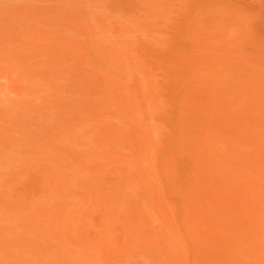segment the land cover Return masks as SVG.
Returning a JSON list of instances; mask_svg holds the SVG:
<instances>
[{
    "label": "bare ground",
    "instance_id": "6f19581e",
    "mask_svg": "<svg viewBox=\"0 0 264 264\" xmlns=\"http://www.w3.org/2000/svg\"><path fill=\"white\" fill-rule=\"evenodd\" d=\"M61 1L25 7L30 24L21 5L0 12V37L35 38L38 23L52 34L38 52L0 46V146L32 154L19 173L20 156L0 150V264H113L145 245L136 264H264V13L244 0H140L125 22L96 13L106 28ZM111 27L132 56L100 41ZM19 66L21 82L7 70ZM30 179L40 188L13 198Z\"/></svg>",
    "mask_w": 264,
    "mask_h": 264
},
{
    "label": "rangeland",
    "instance_id": "374dc122",
    "mask_svg": "<svg viewBox=\"0 0 264 264\" xmlns=\"http://www.w3.org/2000/svg\"><path fill=\"white\" fill-rule=\"evenodd\" d=\"M78 1L79 0H71V5L73 6L72 7V9H74V12H75V15H77V16H79V11L77 12V9L79 10V8H81L82 10H86V11H91V15H92V11H94L95 12V16L97 15L96 13H98L99 11L100 12H107V13H111L110 15H112L113 14V12H116V13H119L120 14V19H121V21L122 20H124V22H125V19H123V17L124 18H128V14H130L129 12L130 11H132V5H133V7L135 8L136 6H137V4L139 5V1L140 0H125V1H123L126 5H124V3L122 2V0H120V2L122 3V6H119V7H122V9H116V11H109L108 10V8H107V4L109 5V3H110V1L111 2H117L118 0H102V1H99V0H91V2H88V1H90V0H85V1H87V3H78ZM248 2V4H249V7H251V6H254V7H251V8H249V7H247V8H249L250 10L252 9V8H255V9H252V11L253 12H258V14L260 13H264V11H262V10H264V0H256V1H252V3H250V0H244V4L245 3H247ZM258 2H260L261 4H262V6H261V4L260 3H258L259 4V6H261V7H258L257 5V3ZM114 3V4H115ZM112 4V3H111ZM114 4H112V5H110V7H112V6H114ZM255 4V5H254ZM16 5H21V7L23 8V11H24V9H25V7H36V8H40V6H46V5H49V6H51V5H60V6H64V3H63V1H61V0H58L57 2L56 1H51V0H45V1H43V0H0V12L2 13V14H5L4 13V10L5 9H12V7H14V6H16ZM246 6H248L247 4H245ZM24 6V7H23ZM257 6V7H256ZM124 7V8H123ZM107 8V9H106ZM130 8V9H129ZM29 9V8H28ZM28 9H26V11L28 10ZM260 9V11H257V10H259ZM262 9V10H261ZM25 12V11H24ZM73 12V13H74ZM131 13H133V12H131ZM24 14H27V17H24V19L26 20V19H28L29 17H28V11L27 12H25ZM90 14V13H89ZM29 15H30V12H29ZM94 15V14H93ZM113 15H117V14H113ZM131 15V14H130ZM49 16V15H48ZM90 16V15H89ZM94 16V17H95ZM262 16H264V15H262ZM18 17V16H17ZM101 16H99V15H97V18H98V21H96L97 23H99V24H101L103 27H106V28H108V23L107 22H105L104 20H102L101 18H100ZM117 17H118V15H117ZM130 17V16H129ZM18 18H21V17H18ZM23 18V17H22ZM96 18V17H95ZM133 18V17H132ZM131 18V19H132ZM9 19V21L11 22V23H14V25L15 24H17L16 22H14L15 21V19H16V16L15 15H13V16H11L10 18H8ZM90 19V18H89ZM91 19H92V21H93V17H91ZM118 19V18H117ZM19 20V19H18ZM21 20V19H20ZM31 20H32V18H31ZM31 20H26V21H28L29 23L28 24H30V21ZM26 21H25V23H26ZM176 21V20H175ZM171 22V21H170ZM24 23V24H25ZM32 23V22H31ZM175 23V22H174ZM174 23H173V25H170L169 27L168 26H163V28H161V30H163V31H165V32H163V35L165 34V35H167V38H169L168 36H170L171 35V31L174 29V27H175V25H174ZM19 24V23H18ZM34 24V23H33ZM37 24V23H36ZM39 24V23H38ZM37 24V26L36 27H38L40 30H41V33H40V35H37L35 38H34V36L35 35H33L32 36V34L29 32L30 31V29H29V31L27 30V32H29L28 34L30 35V36H28V37H26V38H23V36L21 37H18V38H13V37H11L12 39H6V38H4V37H0V46H4V44L6 45V42H8V41H11V43H17V45L19 46V44H21L22 45V47H21V49H24L25 50V47H26V45L27 46H29V47H27L26 49H32L31 51H33V52H38L39 51V49L40 48H38V51H37V49L35 50V48H37V44H38V42L39 43H41V44H43L40 40H42V39H44L45 38V40L47 39V37L51 34L50 33V29H48L47 27H46V25L44 26V25H42V24H40V25H38ZM20 25H23V23L21 24L20 23ZM17 26V25H16ZM19 26V25H18ZM25 26H27V24L25 25ZM166 28V30L168 31V32H166V30H164L165 28ZM171 27H173V28H171ZM48 30H49V34H48ZM70 29H65V30H63V32H62V36H71V37H68L67 36V38H70V40H74L75 38H79V40H80V38H82V37H73L72 36V34H73V31L74 30H70ZM72 31V32H71ZM25 32H26V30H25ZM33 32V31H32ZM75 32V31H74ZM119 31L117 30V27H111V30H109V31H106V32H104V33H102V32H98V38L100 39V41L102 42L103 41V43H104V45L105 46H109V45H111V47L112 46H116V47H120L119 49H123V51H125V53L128 55V56H132L133 54H134V52H132V51H130V50H128L126 47H124V46H121V45H119L120 43H117L118 42V40L120 39L118 36H119ZM75 34V33H74ZM73 34V35H74ZM60 35H61V33H60ZM27 36V35H26ZM50 36H52V34L50 35ZM53 36H54V34H53ZM74 36H77V35H74ZM161 36V35H160ZM171 37H172V35H171ZM10 38V37H9ZM164 38H166V37H163V39ZM129 39V38H128ZM170 39V38H169ZM52 40V39H51ZM78 40V39H77ZM76 40V41H77ZM139 40H142L141 39V35L139 36ZM49 42V40H46V42ZM166 41V40H165ZM169 41V40H168ZM47 42V43H48ZM10 43V42H9ZM11 43H10V47L12 48V46L14 45H12L11 46ZM37 45V46H36ZM48 45H49V43H48ZM23 46H25V47H23ZM35 48H34V47ZM45 46H46V44H45ZM44 46V47H45ZM140 46H144L143 44H141V45H139V47ZM43 47V48H44ZM144 47H146V45L144 46ZM148 47V46H147ZM150 47V46H149ZM1 48V47H0ZM18 50H20V48L19 47H16ZM16 48H14V50H16L17 51V49ZM35 50V51H34ZM150 51V50H149ZM155 51V50H154ZM152 52V51H151ZM45 53H47V52H45ZM44 54V53H43ZM42 54V55H43ZM48 54V53H47ZM47 54H44L45 56L47 55ZM41 55V54H40ZM38 56V57H34V58H40L41 59V62H42V59H46V57L43 55V56ZM48 56V55H47ZM33 58V59H34ZM150 58V57H149ZM156 58V57H155ZM155 58H153V59H151V61L152 60H154ZM35 59V60H36ZM49 59V58H48ZM47 59V60H48ZM148 59V58H147ZM37 60H39V59H37ZM36 60V61H37ZM44 61H46V60H44ZM151 61L149 60L148 62H147V64L149 65H153L152 63H151ZM15 64V63H14ZM53 64H56V63H53ZM4 65V62H1L0 61V66H3ZM52 66H54V65H52ZM54 67H56V69H57V66H54ZM54 67H52V68H54ZM29 68V67H28ZM50 69V70H52L53 72L55 71H57L55 68L54 69ZM38 69L40 70V69H42V67H38ZM47 69V68H46ZM7 70L8 71H10V74L9 75H13L12 73H15L16 75H18L19 77H18V81L20 80V82H21V80H23L22 78H29L30 76L28 75V76H26L27 74H26V70H28L29 71V73H30V68L29 69H27L26 67L24 68V66L22 67V66H19V67H16V69H14L13 68V70H9L8 68H7ZM37 70V69H36ZM38 70V71H39ZM48 70V69H47ZM155 70V69H154ZM157 71H158V69H157ZM51 72V71H50ZM154 72H156V71H154ZM153 72V73H154ZM157 73V72H156ZM14 74V75H15ZM26 74V75H25ZM156 75H158V74H156ZM13 77H16L17 78V76H13ZM21 77V79H19ZM29 80V79H28ZM33 80H34V78H33ZM62 80V79H61ZM17 81V82H18ZM32 81V79H30V81H28V83L29 82H31ZM62 82H63V80H62ZM32 83V82H31ZM33 83H34V81H33ZM32 83V84H33ZM60 83V82H59ZM30 84V83H29ZM36 84V83H35ZM56 84H58V83H56ZM55 84V85H56ZM31 85V84H30ZM38 85V84H37ZM59 85V84H58ZM63 85H64V83H62V85H59L60 86V88L61 87H63ZM39 86V85H38ZM57 86V85H56ZM64 87H65V85H64ZM63 87V88H64ZM58 88V87H57ZM62 91H64V90H62ZM59 92V91H58ZM66 92V91H65ZM46 93V92H45ZM44 92L42 93L43 94V96L46 98V99H43V100H41L43 97H41L40 95V97L41 98H39V97H37L38 99H40L41 100V102H43L44 100L45 101H49V98L50 97H47V96H45V95H48V94H45ZM60 93V92H59ZM58 93V94H59ZM67 93V92H66ZM66 93H64V94H66ZM41 94V95H42ZM45 94V95H44ZM32 95H34V94H32ZM63 95V94H62ZM72 96V94H70L69 93V96ZM61 96V95H60ZM64 96H67V95H64ZM69 96H67V97H69ZM26 97V96H25ZM34 97V98H33ZM35 95L34 96H31V95H28L27 96V99L26 100H28V101H32L33 99H35ZM178 97H181L182 98V95H179ZM33 98V99H32ZM36 98V99H37ZM12 100L14 99L13 97L11 98ZM10 99V100H11ZM16 99V98H15ZM14 99V100H15ZM18 99V98H17ZM37 99V100H38ZM19 101V100H18ZM11 102V101H10ZM15 102H17V101H15ZM12 104H13V102H11ZM20 103H21V101H20ZM30 103V102H29ZM43 104H44V102H43ZM17 105H18V103H17ZM30 105V104H29ZM29 105H27V106H29ZM45 105H46V103H45ZM47 105H48V103H47ZM20 106V105H19ZM18 106V107H19ZM26 106V107H27ZM30 106H32V104L30 105ZM29 106V108H31ZM0 107L1 108H4L5 110H7V108H8V110L10 109L9 107L10 106H8V105H1L0 104ZM17 107V108H18ZM24 107V106H23ZM25 107V108H26ZM16 108V107H15ZM16 108V110H18V111H20V109H17ZM29 108H27V109H29ZM27 109H24V110H21L22 112L24 111V112H26V111H29V110H27ZM52 109V108H51ZM50 109V111H52V112H54V108L51 110ZM15 110V109H14ZM35 110H36V108H35ZM56 111V110H55ZM39 112V111H38ZM43 112H45V111H43ZM51 112V113H52ZM21 113V112H20ZM23 114H25V113H23ZM31 114H33V113H31ZM36 114V113H35ZM56 114V113H55ZM34 115V114H33ZM42 115V114H41ZM40 115V116H41ZM53 115V114H52ZM57 115V114H56ZM30 116V115H29ZM40 116H38L39 118H40ZM44 116H47V115H44ZM43 116V117H44ZM66 116V115H65ZM67 116H69V114L67 115ZM28 117V116H27ZM25 119H26V117H25ZM44 120H45V118H43ZM43 119H41L40 118V121L41 122H43L42 120ZM49 120V119H48ZM48 120H47V122H48ZM51 120V119H50ZM108 120V119H107ZM109 120H111L110 118H109ZM113 120H118V119H112V121ZM28 121V120H27ZM29 121H30V119H29ZM153 121H155V120H153ZM152 120H151V122H153ZM46 122V123H47ZM51 122H52V120H51ZM50 122V123H51ZM44 123V122H43ZM51 124H53V123H51ZM159 125H160V123H159ZM28 130V129H27ZM21 131H22V129H21ZM24 132H25V130H24ZM28 132V131H27ZM26 132V133H27ZM14 133V135H17L16 134V132H13ZM25 138V137H24ZM23 138V139H24ZM33 139V138H32ZM34 140H32V142H33ZM44 141V140H43ZM46 141V140H45ZM38 143V142H37ZM46 144H47V142H46ZM17 146L16 144H13V146H12V148L10 147V152L9 151H7V149H5L4 148V150H6L8 153H9V156H11V154L13 155V153H15L17 150H19V149H22V148H20L19 147V149H17V148H15V147ZM21 146V145H20ZM45 146V145H44ZM24 147V146H23ZM2 148V149H1ZM50 148H51V146H46L45 147V149L46 150H50ZM44 149V150H45ZM0 150L2 151L3 150V147L2 146H0ZM2 151V152H4L5 154H3L5 157H6V155H7V153H6V151ZM9 150V149H8ZM20 151V150H19ZM1 152V153H2ZM51 152H53V151H51ZM17 154V152L15 153V155ZM24 155V157H25V155L26 154H20L19 153V155L17 154V157H19V159H17V160H19L17 163H16V165H14V166H16V167H14L13 169L14 170H16L17 172H19V173H25L26 172V169H25V166L26 165H22V163L24 162V159H27V158H30L31 156H32V154H31V156L30 157H28V156H26V158H22L23 160H21L20 158H21V156H23ZM8 156V155H7ZM13 157V156H12ZM16 158V157H15ZM8 159V158H7ZM6 159V160H7ZM1 160H3V161H1V163L2 162H4V158L3 159H1ZM6 160H5V162H6ZM9 160H7V162H8ZM21 161H23V162H21ZM0 163V164H1ZM20 164V165H19ZM19 165V166H18ZM2 166V165H1ZM109 166H113V164L111 165H109ZM7 168H9V167H7ZM11 168V171H13L12 170V167H10ZM9 168V169H10ZM1 170V169H0ZM5 170V171H4ZM7 171V172H6ZM1 172H4V173H8L9 171H8V169H4V167H2V171ZM4 176H7L6 174L4 175ZM26 176H28V175H26ZM22 177L21 179H20V181H22L23 182V180H25L27 177ZM79 176V175H78ZM81 176H79L78 178H80ZM29 178H31V177H29ZM76 178V177H75ZM36 179V178H35ZM29 181V180H28ZM22 182H18L17 183V187L16 188H18V189H14L15 191H12L11 190V192H12V197L13 198H16L17 196L15 195V193L17 194L18 193V196L22 199H27L28 198V195H26L27 193H34L36 190H38L39 188H40V183H38L37 182V180H35V181H32V179H30V182H28L27 184H25V183H22ZM24 185H28L27 187H26V189H27V191L25 192V190L26 189H24L25 188V186ZM15 187V186H14ZM20 188H22L21 189V191L19 190ZM23 190V191H22ZM10 192V193H11ZM20 194V195H19ZM23 194V195H22ZM41 194V193H40ZM39 194H37V196H35L36 197V200H39V196H38ZM24 200V201H25ZM35 200V199H34ZM40 201V200H39ZM38 201V202H39ZM29 203V202H28ZM23 207H25V205L23 206ZM19 215H21V214H19ZM23 216V215H22ZM18 217H20V216H18ZM157 224V223H156ZM158 225V224H157ZM15 230V231H14ZM19 230L21 231V229L20 228H16V227H13L12 228V231H14V232H19ZM10 233V232H9ZM8 234V233H7ZM11 234V233H10ZM10 234H8L9 236H10ZM144 246V245H143ZM149 248H151V245H149V246H144V247H142V248H136L137 250H136V253L133 255V253H132V256L131 255H125V256H122L121 258H119V260H117L116 262H114L113 260H111L110 262H113V264H136V263H141V262H146L148 259H147V254H152V251L149 249ZM139 249H143V250H145V251H148V250H150L149 251V253L147 252L146 254H143L142 255V253H140V256L141 257H139V254L137 255V253L140 251ZM138 251V252H137ZM2 254V253H1ZM145 255V256H144ZM129 256V257H128ZM149 256V255H148ZM136 257V258H135ZM145 260V261H144ZM136 261V262H135ZM134 262V263H133Z\"/></svg>",
    "mask_w": 264,
    "mask_h": 264
}]
</instances>
